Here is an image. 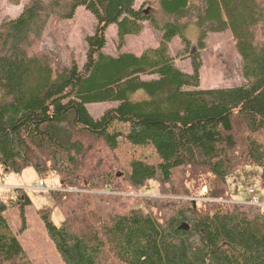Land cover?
Returning <instances> with one entry per match:
<instances>
[{"label":"trees","instance_id":"1","mask_svg":"<svg viewBox=\"0 0 264 264\" xmlns=\"http://www.w3.org/2000/svg\"><path fill=\"white\" fill-rule=\"evenodd\" d=\"M136 1L28 0L0 25L1 170L60 177L50 195L62 223L51 211L38 214L63 264H264V208L230 201L227 184L239 169L258 167L264 187V0H155L169 18L162 27ZM78 8L96 22L85 63L56 66L34 48L50 20H71ZM190 20L195 53L182 23ZM145 22L161 31L156 48L102 52L110 26L120 51ZM226 31L245 82L202 90L199 52L208 33ZM175 37L190 53L191 74L169 57ZM99 103L117 105L94 119L86 106ZM120 141L152 149L157 163L131 157L117 169ZM207 175L198 206L188 183ZM150 181L159 195H139ZM17 192L8 204L0 197V264H32L6 217L18 206L23 218L30 204Z\"/></svg>","mask_w":264,"mask_h":264},{"label":"rangeland","instance_id":"2","mask_svg":"<svg viewBox=\"0 0 264 264\" xmlns=\"http://www.w3.org/2000/svg\"><path fill=\"white\" fill-rule=\"evenodd\" d=\"M49 2L51 0H43ZM28 0H1L0 1V25L9 20L17 18L23 6ZM143 6L157 26L162 27L169 21V18L162 13L161 9L156 6L155 0H137L134 7L138 9ZM191 19H194L192 17ZM94 17L84 10L78 8L71 20H50L47 27L42 33L41 40L34 48L36 52L47 54L56 66H70L75 62L79 68L83 66L86 59V42L85 38L93 35L96 22ZM185 23V33L190 39L192 53L197 52L196 40L198 36L197 28L190 20ZM116 27L110 26L105 34L106 45L102 52L106 55L117 56L120 53H132L139 56L147 49L156 48L161 40V31L152 28L148 22L143 23L141 32L138 35L125 37L122 49L118 51V41L116 36ZM191 53V54H192ZM169 57L173 58L174 65L183 73H192L191 57L184 54V46L180 39L176 37L168 43ZM234 39L229 31L222 33H208L205 40V49L199 52L201 58V68L199 69V88L202 90L215 88H233L242 86V61L237 55ZM143 80L154 79V76H141ZM116 103H99L86 106L87 113L94 119H98L103 112L115 108ZM95 148H97L95 146ZM116 157L117 169L131 157L140 158L148 163H157V158L150 148L133 149L120 141V147ZM0 165V185L4 175H7L4 185L0 187V197H6L7 204L9 200L15 201L17 191H24L25 196L30 200V204L25 205L23 218L20 216V208L11 206L7 209L6 217L13 232H15L23 246V249L32 264H63L58 252L50 241L43 226L42 219L38 212L51 211L52 222L56 226L62 223L63 215L57 208L53 207L51 193L59 191L61 186L60 177L54 173H48L44 178H39L36 172L31 168H26L20 174H6L1 170ZM260 170L258 167H243L227 178L229 188V199L232 202L247 203L249 196L248 189L255 191L256 200L264 204V187H261ZM38 181L43 182L46 190H34ZM212 182L211 176H199L188 183V187L193 192L195 200L193 203L200 205L204 198L200 197L206 192V188ZM159 184L150 181L142 189L139 195L155 197L159 195ZM198 200H197V199ZM5 203V204H6ZM264 208V207H263Z\"/></svg>","mask_w":264,"mask_h":264},{"label":"built area","instance_id":"3","mask_svg":"<svg viewBox=\"0 0 264 264\" xmlns=\"http://www.w3.org/2000/svg\"><path fill=\"white\" fill-rule=\"evenodd\" d=\"M6 179H7V175H4V177L2 178L3 182L1 183L2 185H0V187H7V185H4ZM31 189H34V190H46L43 182H41V181H38L37 185L34 188H31ZM246 192H247V194L249 196L247 204H250V205H253V206L264 207V204H262L258 200H256L255 191L253 189H248ZM7 200L8 199L6 197L2 198V201L4 203H6L5 201H7Z\"/></svg>","mask_w":264,"mask_h":264},{"label":"water","instance_id":"4","mask_svg":"<svg viewBox=\"0 0 264 264\" xmlns=\"http://www.w3.org/2000/svg\"><path fill=\"white\" fill-rule=\"evenodd\" d=\"M193 203V202H192ZM194 204V203H193ZM188 228V225L187 224H185V223H183V224H181V226H180V229H184V230H186Z\"/></svg>","mask_w":264,"mask_h":264},{"label":"crops","instance_id":"5","mask_svg":"<svg viewBox=\"0 0 264 264\" xmlns=\"http://www.w3.org/2000/svg\"><path fill=\"white\" fill-rule=\"evenodd\" d=\"M127 37V36H126ZM124 40H125V38H124ZM161 41V40H160ZM160 41L158 42V43H160Z\"/></svg>","mask_w":264,"mask_h":264}]
</instances>
